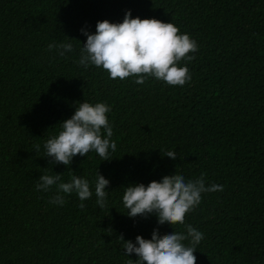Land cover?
I'll list each match as a JSON object with an SVG mask.
<instances>
[{
  "label": "trees",
  "instance_id": "16d2710c",
  "mask_svg": "<svg viewBox=\"0 0 264 264\" xmlns=\"http://www.w3.org/2000/svg\"><path fill=\"white\" fill-rule=\"evenodd\" d=\"M127 10L195 40L184 86L111 80L79 65L81 29L94 34ZM61 43L73 51L48 50ZM83 102L110 106L111 160L90 152L68 167L51 163L44 144ZM97 172L109 181L103 208ZM43 174L65 183L75 174L93 195L83 209L75 193L53 204L55 185L36 189ZM172 174H204L206 187L223 191L202 193L183 225L127 216L124 187ZM186 225L203 233L196 264H264V0H0V264H128L137 257L123 241Z\"/></svg>",
  "mask_w": 264,
  "mask_h": 264
},
{
  "label": "clouds",
  "instance_id": "9594fccd",
  "mask_svg": "<svg viewBox=\"0 0 264 264\" xmlns=\"http://www.w3.org/2000/svg\"><path fill=\"white\" fill-rule=\"evenodd\" d=\"M86 41L80 49L79 65L87 69L90 65L107 73L111 80L133 79L143 84L149 78L163 82L167 86L182 87L191 76L186 66L194 59L192 55L198 46L189 34L181 33L173 23L158 19L131 17L130 10L125 12L122 22L98 21L95 33L81 29ZM57 50L59 56L73 51L71 43L49 44L48 50ZM185 62L182 66L181 62ZM110 106L98 102L79 103L74 114L61 123L58 134L44 144L45 157L51 163L68 167L77 155L85 157L95 152L102 161H109V150H116L111 140L113 129L109 123ZM103 130V132H102ZM39 145L35 146L39 151ZM163 156L175 160V151H167ZM55 185L56 193L50 202L56 205L66 203L65 195L75 193L83 201L90 199L93 192L89 181L73 174L70 182H61V175L43 174L36 184L38 191L48 192ZM109 181L97 172L95 180L96 204L106 206V187ZM223 191L222 185L205 186L204 174L198 179L185 181L183 175L164 176L159 182L151 181L147 186L135 184L124 187L122 202L130 218L154 215L158 225H183L185 217L201 202L202 193ZM123 241V237H119ZM203 233L186 225L185 232L172 231L160 235L153 229L151 238L140 235L132 241H123L124 254H135V261L128 264H196L197 245ZM188 243L185 244L184 242Z\"/></svg>",
  "mask_w": 264,
  "mask_h": 264
}]
</instances>
